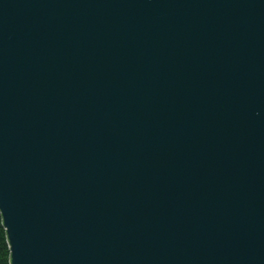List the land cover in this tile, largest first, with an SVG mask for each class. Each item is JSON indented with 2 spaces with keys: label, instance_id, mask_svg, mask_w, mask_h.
I'll return each mask as SVG.
<instances>
[{
  "label": "water",
  "instance_id": "obj_1",
  "mask_svg": "<svg viewBox=\"0 0 264 264\" xmlns=\"http://www.w3.org/2000/svg\"><path fill=\"white\" fill-rule=\"evenodd\" d=\"M11 264H264V0H0Z\"/></svg>",
  "mask_w": 264,
  "mask_h": 264
},
{
  "label": "trees",
  "instance_id": "obj_2",
  "mask_svg": "<svg viewBox=\"0 0 264 264\" xmlns=\"http://www.w3.org/2000/svg\"><path fill=\"white\" fill-rule=\"evenodd\" d=\"M0 264H11L6 229L0 212Z\"/></svg>",
  "mask_w": 264,
  "mask_h": 264
}]
</instances>
